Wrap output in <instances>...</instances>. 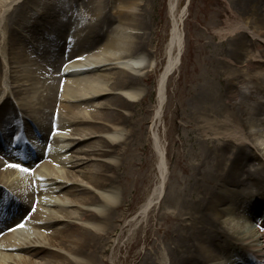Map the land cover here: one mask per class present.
Wrapping results in <instances>:
<instances>
[{
  "label": "bare ground",
  "instance_id": "obj_1",
  "mask_svg": "<svg viewBox=\"0 0 264 264\" xmlns=\"http://www.w3.org/2000/svg\"><path fill=\"white\" fill-rule=\"evenodd\" d=\"M19 1L21 0H0V124L10 125L16 119L17 112H21L25 124L34 122L36 125L38 132L35 133L41 134L49 130L54 133L50 137L47 134L43 137V140L51 144L45 153L35 151L31 137L22 136L20 146L27 142L33 147L31 151L38 155L35 160L26 146L29 154L9 151L4 154L0 145V196L23 197V201L19 199V207L27 213L23 226L11 230L10 225L0 228V264H5L6 261L8 264H92V261L85 260L79 254L83 249L80 247L85 235H89V239L91 235L99 236L107 229L103 221L109 218L108 211L116 206L118 189L107 181L112 176L106 177L105 172L107 168L114 170L118 166L119 147L126 144L132 133V129L126 127L128 117H133L130 110L148 95L146 85L142 87L141 82L156 66L155 59L142 52L145 49L144 37L138 32H127V28L145 29L142 17L148 13L147 10L144 11L146 0H110L109 14L101 16L93 13L92 22L86 26L72 25L71 35H68L69 18L64 14L61 19H55L51 23L53 27H45L43 33L47 34L40 39H37L38 34L32 27L56 12L54 4L45 0L31 8L30 19L20 25V30L24 33L17 36L16 30L8 22L10 17L5 14L11 5ZM230 2V8L236 9L238 16L250 12L253 16L250 21L239 20L228 31L231 41L221 61L229 65H234L231 62H243L242 69L235 65V68H230L226 78L228 83L221 94L228 100L240 96L238 79L246 76L252 83L264 80V10L262 12L258 8L260 4L264 5V0ZM133 7H140L138 13L130 10ZM95 8L94 5L87 11H94ZM175 11L176 0H170L171 27L165 50L167 60L158 80L156 102L151 116L153 120L150 132L159 180L133 215L132 220L135 222L144 221L150 209L158 204L170 174L166 148L158 134V122L163 116L167 79L177 68L184 45L182 24L185 14L177 15ZM225 12L232 17V10L227 9ZM115 18L125 25L126 33L133 34L130 35L131 40L127 39L116 47V39L100 30V23L109 24ZM21 36L25 47L15 52L14 44ZM101 38H107L105 47L98 53H93L92 58L85 56V52L91 51L93 47H83L84 42L92 45ZM65 44H68L66 61H62L59 52H64ZM254 46H263V49L248 54ZM245 56L247 58L244 59ZM61 64L63 68L58 77L54 75V71ZM252 69L255 70L251 72ZM45 74L49 76L45 77ZM252 88L256 93H264L262 84L255 85L256 90L254 85ZM251 92L249 90L241 94L236 104L225 100L227 107L222 110L217 107L214 110L213 107L212 118L200 117L199 131L205 136L213 135L216 140L225 142L224 146L230 143L238 147H251V152L239 150L231 159L232 163L228 166L233 167L227 168L226 178L233 180L234 174L235 186L239 177H244L245 181L257 185V194L264 198V160L259 157V145L253 138L254 134L247 130L256 121L264 124V104H261L264 100L254 99L251 108L248 107ZM143 113L147 114V111L143 109ZM239 117H246V122L240 121ZM1 132L3 142L7 144L5 138L8 130ZM76 145L78 146L75 147ZM219 145L221 144H217L215 153L221 163L224 156ZM4 148L7 149V145ZM74 148L83 156H75L76 160L72 161L69 153ZM261 148L264 150V147ZM251 158L258 160L260 167L239 175L241 162ZM23 162H26L24 166ZM78 162H81L78 171L68 170L69 167L76 168ZM230 193L238 192L233 187L225 194L215 193L209 197L211 200L206 203L211 205L212 215L194 212V217L186 213L185 220L193 231L185 232L186 234L181 232L182 238H177V249L184 256H175L174 264L176 261L181 262L180 264H192L191 261L221 264L220 260L227 262L229 259L230 263L264 264V215L259 218L252 216L259 212V202L253 204L251 201L254 195L243 194L239 199V207L250 210L251 221H228L232 213L230 200H227ZM206 200L204 191L200 201ZM200 201L198 204L203 211L204 206ZM190 216L194 217V222L189 221ZM199 223L201 226L207 225L202 233L201 230H196ZM220 236L224 243L219 247L218 253H211L210 245L216 243ZM191 238L194 239L189 242ZM44 249L51 253L40 261L33 260L32 255L27 256L30 255L29 251H37L34 253L38 254ZM242 250L252 262L237 256ZM197 252L203 259L197 258ZM150 264H171L168 250L160 246L157 253H153V262Z\"/></svg>",
  "mask_w": 264,
  "mask_h": 264
},
{
  "label": "rangeland",
  "instance_id": "obj_2",
  "mask_svg": "<svg viewBox=\"0 0 264 264\" xmlns=\"http://www.w3.org/2000/svg\"><path fill=\"white\" fill-rule=\"evenodd\" d=\"M44 1L21 0L11 5L5 15L10 17L8 22L10 21V27L16 30L17 36L24 33L20 30V25L30 19L31 8H35L37 3ZM50 1L54 4L56 12L45 21H41L37 26L32 27V30L38 34L37 39L45 37V34H47L46 32L45 34L43 33L45 27L51 28V23L55 19H61L64 14L69 18L67 22L69 23L68 33L70 34L68 35H71L72 25L76 24L78 27L80 25L86 26L92 22L93 13L101 16L107 15L110 13L111 6L110 0ZM169 2L170 0H146L144 11L147 10L148 13L142 17L145 29L127 28V32H138L144 37L145 49L142 52L155 59L156 66L147 75L144 82H141L142 87L146 85V93L148 95L130 110L133 117H128L126 127L132 129V133H130L126 144H122L119 147L120 158L118 166L114 170L107 168L108 170L106 169L107 172H105L106 177L108 175L112 176L107 181H110L118 189L116 206L108 211L109 218L103 221V224L107 225V229L99 236L95 235L93 237L91 235L89 239V235H85L83 245L80 247L83 249L80 250L79 254L83 255L85 260L92 261V264H150L153 262V253H157L160 246L168 250L170 263L174 264L175 256H184L183 252L177 249V238H182L183 234H186L185 232L191 233L193 231L188 226L187 220H185L186 213L194 217L196 216V214H192L194 212L212 215L210 212L211 205L206 203L211 200L209 197L215 193L225 194L233 187L238 193H230L229 198H227V200H230L229 205L232 206L231 217L228 221H231V219H234L235 222L251 221V217L249 218L250 210L239 207V199L245 193L254 195L251 203L257 204L259 202V210L264 208V198H260L259 194H257L259 191L256 187L257 185H252L247 180L245 181L244 177H239L235 186H233L236 178L231 172L233 180H227L226 178L227 168L233 167L228 166V164L232 163L231 159L239 150L247 153L251 152V147H238L230 143L224 146L225 142L216 140L213 135L205 136L203 135L204 133L202 134L199 131L200 117L210 119L213 117L216 107L221 110L227 107L224 101L228 99L221 94V91L228 83L226 78L230 68L239 66L242 69L243 62H231L234 66L221 61L224 59L226 49L231 41L230 32L228 31L239 23V20L250 21L253 15L250 12L246 15L238 16V11L230 8V0H176L175 13L177 15L185 14L182 24L184 45L179 64L167 79L163 116L158 122V134L166 148L170 174L168 175L162 198L157 205L150 209L146 219L139 222L132 220L133 215L146 201L154 185L159 180L155 169L156 157L152 148L153 142L150 128L153 120L151 116L156 102L158 80L167 60L165 50L171 27ZM94 5L96 7L94 11H87ZM140 7H133L130 10L138 13ZM258 8L263 12L264 5L260 4ZM227 9L232 10V17L226 14L225 10ZM124 27L125 25L121 24L117 18L113 19L109 24L100 23V30L106 31L110 38L116 39L115 47L124 43L127 39L131 40L130 35L133 34L126 33ZM149 38L150 41L148 42ZM22 39L21 36L14 44L15 52L25 47V42ZM67 41L70 42L69 39ZM106 41L107 38H101L100 41L92 45L90 42L85 41L83 47H93L91 51L85 52V56L92 58L93 56L91 55L93 53H98L100 49L105 47ZM29 49H31L30 46ZM261 49H263V46H254L248 54L258 52ZM66 50L65 44L64 52H59V58L62 61L65 60ZM32 55L34 56L35 54ZM245 58L247 57L245 56ZM62 68V64L58 65L54 75L59 77ZM254 70L252 69L251 72ZM46 76H49V74H45ZM260 84L264 85V80L252 83L246 76L238 79L237 87L238 89L240 88V96L228 101L236 104L240 100L241 94L251 90V96L248 98V107L251 108L254 99L264 100V93H256L252 88L254 85L256 90L255 85ZM261 104H264V101ZM143 109L147 111V114L143 113ZM20 114L22 113L19 112L18 116ZM239 118L241 119L240 121L246 122V117ZM52 120L55 121V119ZM14 124H17L16 120ZM3 130H8L6 137L10 135L13 137L17 129L15 127L13 131L9 129V125L2 123L0 124V134H2L1 131ZM247 130L254 134L253 138L257 140L259 145L257 149L260 153L259 157L264 160V150L261 148L264 147V124H259L256 121V124H251L250 127H247ZM43 133L50 137L54 131L49 130ZM46 142L44 140L42 148L45 147L44 150L48 151L51 144ZM217 144H221L219 147L224 156L221 163V159L215 153ZM76 149L74 148L69 153L72 156V161L76 160L75 156H83ZM217 152L219 153V151ZM258 162L254 158L243 160L238 170L239 175L259 168L260 164ZM80 164L81 162L76 168L69 167L68 170L78 171L81 167ZM204 191L207 200L201 202L200 197ZM198 201L204 206V212L201 211ZM28 205L30 207V203ZM260 213L263 212L260 211L255 215L252 214V216L257 217ZM194 217L190 216L189 221L193 220L192 222H194ZM203 223L205 224L206 222L203 221ZM201 225V223L197 224L196 230H201L202 233V230H206L205 226L207 225ZM181 232H183L182 235L180 234ZM193 239H189V242H192ZM223 243V238L220 236L216 243L210 245V252L218 253L219 247ZM34 252L37 253V251H29L30 255L27 254V256L32 255L35 261L47 258L48 254L51 253L47 249L40 251L38 254ZM238 254L237 256L240 258L251 262L245 251L242 250ZM196 255L197 258L203 259L199 252ZM191 262L192 264L194 262L195 264H201L204 261ZM220 262L221 264H236L230 263V259L227 262L224 260H220ZM180 263L176 261L175 264ZM5 264H8L7 261ZM186 264L191 263L187 262Z\"/></svg>",
  "mask_w": 264,
  "mask_h": 264
},
{
  "label": "snow or ice",
  "instance_id": "obj_3",
  "mask_svg": "<svg viewBox=\"0 0 264 264\" xmlns=\"http://www.w3.org/2000/svg\"><path fill=\"white\" fill-rule=\"evenodd\" d=\"M9 167H13V168H16V167H19L18 165H9ZM27 171V170H25Z\"/></svg>",
  "mask_w": 264,
  "mask_h": 264
}]
</instances>
